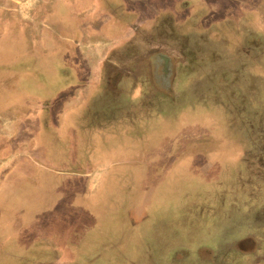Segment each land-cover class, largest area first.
<instances>
[{"label":"rangeland","instance_id":"374dc122","mask_svg":"<svg viewBox=\"0 0 264 264\" xmlns=\"http://www.w3.org/2000/svg\"><path fill=\"white\" fill-rule=\"evenodd\" d=\"M176 1L0 0V264H200L238 238H251L242 264L263 254L264 216L252 219L263 181L252 185L247 169L264 166L251 114L264 111V17H252V0H239L249 12L226 0L217 24L203 28L199 15L184 26L191 9ZM94 73L87 96L78 80ZM185 148L207 159L181 158L170 176L162 159L160 186L177 198L139 228L128 208L90 204L93 187L77 178L105 177L113 161L138 175L152 153Z\"/></svg>","mask_w":264,"mask_h":264},{"label":"crops","instance_id":"0c3cea01","mask_svg":"<svg viewBox=\"0 0 264 264\" xmlns=\"http://www.w3.org/2000/svg\"><path fill=\"white\" fill-rule=\"evenodd\" d=\"M175 1V0H174ZM244 2L247 0H243ZM177 3V9L176 10H182V9H191L190 10V16L188 18V22L183 21L182 22L179 20V25L183 24L184 26L189 24L191 17H197L200 15V19H199V23L202 22V26L203 28H205V26H208L209 24H217V21H213L217 19V16L214 17V14H218L220 12H223V4L226 3V0H178L176 1ZM235 2L239 3V11H246V8L242 5V2H239V0H235ZM252 2L258 3L259 7H253L251 3H249V8H252V17H259L261 20H263V14H264V0H252ZM198 5V6H196ZM198 7V10H196ZM195 8V10H194ZM249 12V11H246ZM249 13V14H250ZM246 14V13H245ZM131 15H129V13H125L124 16L122 14L121 18H129ZM211 22V23H209ZM198 24V23H197ZM197 24L195 26H193L194 31H198V32H204L202 28L197 27ZM179 30H183L182 27H179ZM258 35V37L264 36V30H257L256 32ZM117 44V43H116ZM82 63V61L79 62L78 65H80ZM89 63V62H88ZM93 64L91 65L89 63V67H92ZM97 75L94 73L92 74V77L89 78V76L85 79V80H78L79 83H83L85 81V83L90 84V88L91 90L88 92L89 96L93 90H96L97 87H99L98 83L100 81V79H98V77H96ZM95 77V78H94ZM251 77V76H250ZM78 78V77H77ZM89 78V80H88ZM243 82V81H242ZM241 82V83H242ZM244 83V82H243ZM258 82H256V80H252V89L248 90V94L250 95V92H252V96H255V93L258 90ZM240 89V88H239ZM242 91V90H241ZM246 107V106H245ZM78 108V107H77ZM240 108V107H239ZM73 109V108H72ZM249 109V108H247ZM249 111L250 110H246L244 113L245 115H249ZM252 129H255L257 126L259 127H263L264 128V111H259L256 112L255 114L252 112ZM239 116H241V114H238ZM256 115V116H255ZM31 118V117H30ZM242 118L239 117V123L238 126L241 127L240 124V120ZM27 121V118H26ZM25 121V122H26ZM60 121L58 120V122L56 123L57 125H59ZM251 123V122H250ZM249 123V124H250ZM235 126L237 125V123L234 124ZM203 127V126H202ZM204 128H201V130H203ZM48 130V129H47ZM205 130V129H204ZM241 130V128H240ZM45 133V128L44 130H42L41 134L39 135L38 138H43V134ZM61 136V135H60ZM40 139V145L42 143V140ZM257 147H259L261 144H264V140H260L257 141ZM196 147H198V144H194ZM193 145V146H194ZM253 145L254 143L252 142V152H253ZM202 146V144H200V147ZM192 148V146H191ZM188 148H185L184 153L181 155H173V154H168V155H164V158H156L157 156H155L154 153H152V155H154L153 159H150V161L148 163L147 168L145 167L141 172L138 173V175L135 172H118V171H113L116 168V164L118 162L113 161L112 163H110V166L108 167V172L106 173V176L104 177V175L101 174H97V173H89V171L86 172H82L80 174L77 175V178H81L82 180L85 179L86 183L90 182V184L92 185V189L89 193V203L93 204L94 201L92 200H96V205L94 204L95 207H108L110 208V210H113V207L115 205H120L119 207L121 208H128L127 210V215L129 217L128 223L129 225L132 226H137V228L142 227L145 225L146 221L149 220L150 216H152L151 213H153L154 215H164L167 216L171 210V205L173 204V200H175L176 197V190L172 189V188H164L163 186H160V184L164 183V178H162L161 176V172L162 171H158L157 167L161 166L162 161L169 159V166L165 167L166 171H165V176L169 175L175 171V165H178L177 163H181L180 161H182L181 158H188V157H200L204 158L206 157V155H208V153H204L201 149L198 151L200 154H195V152L189 153ZM261 150V148H260ZM174 156V157H173ZM261 154L256 155L252 153V157L253 158H257L260 157ZM163 159V160H162ZM207 159V157H206ZM171 160V161H170ZM42 165V163H40ZM243 166V165H242ZM256 164L254 163L253 159H252V169L251 166L248 167L247 170L251 171V175H252V185H254L255 183H257L258 180L263 181L262 184H259L258 186V190H253L252 189V202H253V198H257L258 200L261 199L264 202V192H262V189L264 188V166L263 169L260 166L258 169L255 168ZM42 167V166H41ZM161 170V169H160ZM246 172V170H245ZM131 177V178H130ZM106 178V179H105ZM110 178V180L108 179ZM130 178V179H129ZM115 179V181H114ZM104 180L106 182L105 187H102V184L104 185ZM77 184L79 185V180H77ZM82 185V183L80 184ZM104 194V198L102 200L101 195ZM231 194H235V192L233 191ZM222 195L224 196V199L222 201L223 205L225 204V201L228 200L230 198L229 193L227 191L222 192V194H220L218 196V201L221 199ZM100 196V197H99ZM241 196V195H240ZM235 197V195H234ZM239 199V197H237ZM237 198L234 200V203L231 202V205L233 206L232 208V218H233V223L234 224V219H235V214H237V212H239L238 210H236L235 205H236V200ZM182 203V202H181ZM197 202L193 203V204H197ZM192 204V205H193ZM264 204V203H262ZM191 206V205H190ZM194 207V205L192 206ZM255 216H257V221L258 218L260 216H264V207H256V206H252V219H253V223H254V218ZM264 220V218H263ZM264 224V221H263ZM253 226V224H252ZM233 227V233L238 229H235V225H232ZM262 235L264 236V231L262 233ZM232 236H234L232 234ZM253 238V237H252ZM253 240V239H252ZM251 242V238H245V239H236V240H230L228 242V245L225 246V250L222 254H220L219 252V256L217 255V253H213V252H209L207 251L205 254L202 253V256L204 259V261L201 259V263L200 264H209L206 263L207 260H209V258H220L218 264H231V260L232 257L234 256V254L237 252L239 254L238 260L239 262L235 263V264H242L243 262L241 261V256L242 253L245 254V249L247 247H245L246 243ZM259 246H255L254 248H252V250L258 249ZM208 253V254H207ZM244 256V255H242ZM227 257V259L225 260V258ZM255 258H252V262L251 264H264V252L261 256L258 255H254ZM234 258V257H233ZM250 262V261H249ZM210 264H212V262H210ZM234 264V262H233Z\"/></svg>","mask_w":264,"mask_h":264},{"label":"trees","instance_id":"16d2710c","mask_svg":"<svg viewBox=\"0 0 264 264\" xmlns=\"http://www.w3.org/2000/svg\"><path fill=\"white\" fill-rule=\"evenodd\" d=\"M83 78V77H82ZM82 78H80V79H82Z\"/></svg>","mask_w":264,"mask_h":264}]
</instances>
